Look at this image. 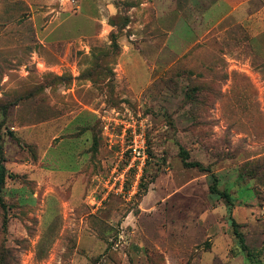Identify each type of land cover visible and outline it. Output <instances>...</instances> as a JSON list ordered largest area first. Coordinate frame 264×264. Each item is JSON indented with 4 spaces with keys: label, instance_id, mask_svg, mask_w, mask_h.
I'll list each match as a JSON object with an SVG mask.
<instances>
[{
    "label": "rangeland",
    "instance_id": "374dc122",
    "mask_svg": "<svg viewBox=\"0 0 264 264\" xmlns=\"http://www.w3.org/2000/svg\"><path fill=\"white\" fill-rule=\"evenodd\" d=\"M48 1L0 0V264H264V34L221 23L133 93L116 61L166 41L154 0L115 2L89 46L75 8L71 31L33 29Z\"/></svg>",
    "mask_w": 264,
    "mask_h": 264
},
{
    "label": "crops",
    "instance_id": "0c3cea01",
    "mask_svg": "<svg viewBox=\"0 0 264 264\" xmlns=\"http://www.w3.org/2000/svg\"><path fill=\"white\" fill-rule=\"evenodd\" d=\"M23 1L31 7L29 0ZM119 1L49 0L48 3L54 5L49 12L51 14L49 21L43 24L35 21L33 29L35 31L51 29L58 34L63 31H71L73 28L69 20L72 19V16L75 17L71 13L75 8L79 14L77 17L85 24L81 27L82 31L88 32L85 35L87 38L85 44L89 46L90 41L103 39L104 32H109L114 28L108 22L111 17L120 13L116 5V3L119 4ZM248 1L241 0L232 4L230 0H212L210 3L206 0H184L180 3L174 0H154L155 7L153 6V9L158 17L157 26L154 29L169 30L167 39L160 49L150 40L139 39L133 44L121 42V53L115 66L116 78L124 80L127 89L131 92L144 93L151 86L154 76L163 75L170 69V52L184 50L191 40L198 42L221 23L225 30L239 25L243 31L251 33L254 39L259 38L264 34V8L261 7L251 12ZM144 7H149V3L129 6L130 18H133V14L142 15L145 11ZM174 9L177 10L178 17L174 23H171V11ZM125 28L126 30L132 28V31L137 34L145 33L147 30L146 24H141L138 21L133 24L129 23ZM131 36L134 39L141 38L135 33ZM61 142L62 140L56 145H60ZM34 197H36L35 194Z\"/></svg>",
    "mask_w": 264,
    "mask_h": 264
},
{
    "label": "built area",
    "instance_id": "2783aa9c",
    "mask_svg": "<svg viewBox=\"0 0 264 264\" xmlns=\"http://www.w3.org/2000/svg\"><path fill=\"white\" fill-rule=\"evenodd\" d=\"M130 144L128 145L129 153L132 156L133 160L139 161V166L145 161L144 156V139L142 133H137L136 130L130 132Z\"/></svg>",
    "mask_w": 264,
    "mask_h": 264
},
{
    "label": "trees",
    "instance_id": "16d2710c",
    "mask_svg": "<svg viewBox=\"0 0 264 264\" xmlns=\"http://www.w3.org/2000/svg\"><path fill=\"white\" fill-rule=\"evenodd\" d=\"M183 157H184L183 159L186 161L187 160V154H185L184 152H183ZM186 165L189 167L198 166L197 163H191V162L186 163ZM211 192H214V187H211Z\"/></svg>",
    "mask_w": 264,
    "mask_h": 264
}]
</instances>
